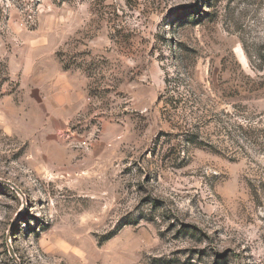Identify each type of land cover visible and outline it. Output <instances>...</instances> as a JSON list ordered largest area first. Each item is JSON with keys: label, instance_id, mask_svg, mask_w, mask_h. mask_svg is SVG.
Returning a JSON list of instances; mask_svg holds the SVG:
<instances>
[{"label": "rangeland", "instance_id": "obj_1", "mask_svg": "<svg viewBox=\"0 0 264 264\" xmlns=\"http://www.w3.org/2000/svg\"><path fill=\"white\" fill-rule=\"evenodd\" d=\"M0 264H264V0H0Z\"/></svg>", "mask_w": 264, "mask_h": 264}, {"label": "crops", "instance_id": "obj_2", "mask_svg": "<svg viewBox=\"0 0 264 264\" xmlns=\"http://www.w3.org/2000/svg\"><path fill=\"white\" fill-rule=\"evenodd\" d=\"M68 87V92H69V98H68V100H69V104H70V106H71V104L73 103V102H76V101H78V99H77V92L75 93L74 91H75V87L72 85V84H70V83H68V85H67ZM77 94V95H76ZM72 108V107H71Z\"/></svg>", "mask_w": 264, "mask_h": 264}, {"label": "trees", "instance_id": "obj_3", "mask_svg": "<svg viewBox=\"0 0 264 264\" xmlns=\"http://www.w3.org/2000/svg\"><path fill=\"white\" fill-rule=\"evenodd\" d=\"M113 237V236H112ZM112 237H110L109 239H111Z\"/></svg>", "mask_w": 264, "mask_h": 264}]
</instances>
